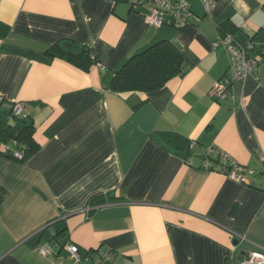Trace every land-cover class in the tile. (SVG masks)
Listing matches in <instances>:
<instances>
[{"label":"crops","instance_id":"1","mask_svg":"<svg viewBox=\"0 0 264 264\" xmlns=\"http://www.w3.org/2000/svg\"><path fill=\"white\" fill-rule=\"evenodd\" d=\"M191 4L200 21L152 27V1L0 0V111L23 103L41 144L25 163L0 155V264H75L69 244L82 259L109 251L103 264H240L264 248V59L227 98L209 95L229 67L215 46L223 25L264 57V0H216L211 16ZM63 39L105 68L45 54ZM161 40L182 51L183 73L152 92L112 91L124 63ZM209 148L245 180L205 169ZM108 192L117 198L89 202Z\"/></svg>","mask_w":264,"mask_h":264},{"label":"trees","instance_id":"2","mask_svg":"<svg viewBox=\"0 0 264 264\" xmlns=\"http://www.w3.org/2000/svg\"><path fill=\"white\" fill-rule=\"evenodd\" d=\"M0 37L7 34V27L0 23ZM223 34L234 33L230 26L223 25ZM51 58L63 59L76 67L89 71L98 60L94 50L71 39H63L53 43L45 52ZM186 69L185 57L171 41L161 40L150 45L145 50L131 56L115 73L110 89L116 93L152 92L179 76ZM0 111V155L25 163L41 149V144L35 138L36 127L28 118L15 116L13 107L8 112L12 123L2 118ZM14 151L23 154L21 159L14 156ZM209 157V156H207ZM215 159V158H214ZM216 159L215 162L216 163ZM6 191L0 187V204L6 197ZM117 198L112 192L96 194L90 197L92 204H104L106 198ZM93 212V211H92ZM63 229L59 232L62 234Z\"/></svg>","mask_w":264,"mask_h":264},{"label":"built area","instance_id":"3","mask_svg":"<svg viewBox=\"0 0 264 264\" xmlns=\"http://www.w3.org/2000/svg\"><path fill=\"white\" fill-rule=\"evenodd\" d=\"M133 1V0H130ZM139 3L143 1H152L153 6L144 13L146 22L152 27H160L164 24L173 25L176 27L182 26L183 24L195 21H200L201 17L198 16L192 8V0H137ZM207 15L211 16L216 6V0H199ZM216 47L223 48L229 55V67L227 73L212 86L209 95L216 101L230 96V88L237 82H244L246 78L252 73L254 67L264 57L256 56L255 53L258 50L257 45L252 41H248L245 44L239 42L232 32L225 33L216 43ZM97 66L101 69L100 62ZM2 99V97H0ZM13 114L26 118L27 115L24 113L23 103L15 102L13 106ZM14 156L21 159L23 154L19 151H14ZM207 156L215 158V163L204 162L205 169H213L219 167L225 171L228 175L233 176L239 181H244V175L242 172L244 168H239L235 162L226 154L221 153L219 150L209 148L207 150ZM215 164V165H214ZM233 167L241 171L237 174L233 171ZM92 207L87 208V211L91 210ZM245 239V237L243 238ZM240 241V239H239ZM242 241V239H241ZM43 255H49L52 253V246L49 244L45 245L40 249ZM70 259L75 264H81L83 260L92 261L94 264H103L104 261L109 259L112 260L111 253L107 250H96L93 253H89L84 259H82L81 248L76 244H69ZM240 264H264V248L250 250L244 254Z\"/></svg>","mask_w":264,"mask_h":264},{"label":"rangeland","instance_id":"4","mask_svg":"<svg viewBox=\"0 0 264 264\" xmlns=\"http://www.w3.org/2000/svg\"><path fill=\"white\" fill-rule=\"evenodd\" d=\"M2 118H3L4 120L8 121L9 123H10V122L12 123V119H11V117H9L8 114L3 113V114H2Z\"/></svg>","mask_w":264,"mask_h":264},{"label":"water","instance_id":"5","mask_svg":"<svg viewBox=\"0 0 264 264\" xmlns=\"http://www.w3.org/2000/svg\"><path fill=\"white\" fill-rule=\"evenodd\" d=\"M235 243H236V245L238 244L237 241H236ZM244 254H245V250H242V251L240 252V254L238 255V261H239V262L242 261Z\"/></svg>","mask_w":264,"mask_h":264}]
</instances>
